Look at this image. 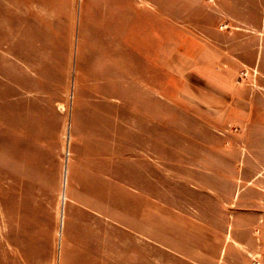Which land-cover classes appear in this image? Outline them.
Listing matches in <instances>:
<instances>
[{"label":"rangeland","instance_id":"obj_1","mask_svg":"<svg viewBox=\"0 0 264 264\" xmlns=\"http://www.w3.org/2000/svg\"><path fill=\"white\" fill-rule=\"evenodd\" d=\"M160 1L0 0V264H264V0Z\"/></svg>","mask_w":264,"mask_h":264},{"label":"crops","instance_id":"obj_2","mask_svg":"<svg viewBox=\"0 0 264 264\" xmlns=\"http://www.w3.org/2000/svg\"><path fill=\"white\" fill-rule=\"evenodd\" d=\"M123 5L121 7L120 14L125 19V24L131 26L134 22H137L140 25L136 35L131 34L130 28H127L126 39L127 40H139L140 42H159L161 40V24L169 25V17L166 18L164 13V6H161L160 0H123ZM173 34V35H172ZM129 35V36H128ZM163 39L170 41L175 40L174 32L170 34L168 31L162 33ZM159 50V49H157ZM156 55H159L156 51ZM153 50L151 55H153ZM212 56L211 53L206 49L205 52L201 53L200 56ZM207 61L202 60L199 63H196L195 68H200V73H202L204 78H209L213 80L214 84L218 85L217 78L209 77L208 73L211 72L216 74V77L226 78L232 80L231 75H229L230 70L228 66L221 65V56L218 52L214 54V58ZM223 62V61H222ZM231 74V73H230ZM224 89H229L231 86L223 85Z\"/></svg>","mask_w":264,"mask_h":264}]
</instances>
